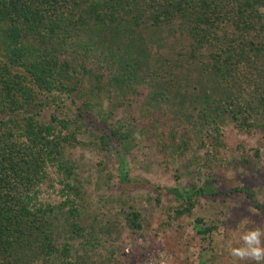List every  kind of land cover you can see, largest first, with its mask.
Returning <instances> with one entry per match:
<instances>
[{
  "label": "trees",
  "instance_id": "obj_1",
  "mask_svg": "<svg viewBox=\"0 0 264 264\" xmlns=\"http://www.w3.org/2000/svg\"><path fill=\"white\" fill-rule=\"evenodd\" d=\"M144 24L178 30L191 39V60L208 59L206 72L217 90L215 94L204 90L192 108L198 113V130L206 127L216 133L213 152L223 144L219 121L225 114L241 130H264V0H0V264H11L13 255L16 264L40 258L46 263L63 261L70 255L71 245L57 242L56 210L66 209L71 218L79 216L74 199L67 193L51 206L40 203L38 195L49 178V164H57L65 173L68 180L62 181L63 187L74 190L70 183L74 166L63 157L64 144L74 135L63 134L69 122L57 115L49 122L39 116L49 97L69 94L82 82L77 78L81 69L101 78L86 66L99 62L100 45L106 50L104 61L118 64V69L110 68L114 80L137 82L149 66L143 37L137 38ZM110 31L115 43L111 39L106 43ZM116 43L118 50L110 47ZM173 76L164 67L158 73L149 69L146 78L168 89L173 87ZM193 113L185 108L181 114L190 119ZM159 123V118L152 123L154 136L162 133L156 127ZM132 132L127 128L126 139ZM110 137L102 135L101 143L108 146ZM207 156L204 166L218 160L209 152ZM119 158L123 166V155ZM120 179L123 187L150 189L157 201L172 196L177 202L174 217L193 215L201 196L219 194L209 178L203 186L193 182L160 186L132 181L123 166ZM235 190L254 200L251 188ZM128 214V225L140 228V213ZM70 227L82 234L77 221ZM194 229L201 240L210 242L200 256V264H207L205 255L214 249L211 242L217 226L197 216Z\"/></svg>",
  "mask_w": 264,
  "mask_h": 264
},
{
  "label": "rangeland",
  "instance_id": "obj_2",
  "mask_svg": "<svg viewBox=\"0 0 264 264\" xmlns=\"http://www.w3.org/2000/svg\"><path fill=\"white\" fill-rule=\"evenodd\" d=\"M111 32L106 43L110 39L116 42ZM137 32L149 53V66L139 73L137 82L130 86L115 81L110 68L118 69V64L104 61L106 50L104 44L100 45L99 62L86 66L101 78L97 80L95 74L80 68L77 78L82 82L69 94L49 97L39 116L44 122L51 121L52 115L69 122L63 134L71 132L74 137L64 144L63 157L74 166L70 179L74 190L63 187L68 180L65 173L57 164H49V178L40 186L38 201L56 206L69 193L79 216L71 218L65 214L66 209L56 210L57 242H68L70 255L63 261L46 263L40 258L31 264H200L201 253L210 242L196 234L197 216L217 226L210 252L215 257L207 253V264H238L228 254V248L236 246L237 222L247 217L256 224L264 223V130H241L225 114L219 121L223 144L213 152L216 133L206 127L198 130V113L192 108L204 90L213 94L217 90L206 72L208 59L191 60V39L178 30L174 33L168 27L144 24ZM117 45L110 47L118 50ZM164 67L174 75L173 87L168 89L146 78L149 69L158 73ZM185 108L194 111L190 119L181 114ZM155 118L160 120L156 127L162 129L157 136L151 134L156 129L152 126ZM127 128L133 132L126 139ZM107 134L111 135L108 146L100 140ZM208 152L218 160L204 166ZM122 155L132 181L160 186L193 182L203 186L209 178L219 194L201 196L193 215L174 217L177 202L172 196L163 195L157 201L156 193L148 188L123 187ZM242 187L254 191V200L235 190ZM252 208L257 211L251 212ZM133 210L141 215L138 229L127 223L126 217ZM74 221L82 226L81 235L71 232ZM11 258V264H16L14 255Z\"/></svg>",
  "mask_w": 264,
  "mask_h": 264
},
{
  "label": "clouds",
  "instance_id": "obj_3",
  "mask_svg": "<svg viewBox=\"0 0 264 264\" xmlns=\"http://www.w3.org/2000/svg\"><path fill=\"white\" fill-rule=\"evenodd\" d=\"M235 231L239 233L236 246L229 247L228 254L238 264H264V223L256 224L245 217L237 222Z\"/></svg>",
  "mask_w": 264,
  "mask_h": 264
}]
</instances>
